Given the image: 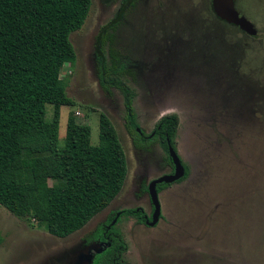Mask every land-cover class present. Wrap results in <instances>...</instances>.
<instances>
[{
    "label": "rangeland",
    "instance_id": "obj_1",
    "mask_svg": "<svg viewBox=\"0 0 264 264\" xmlns=\"http://www.w3.org/2000/svg\"><path fill=\"white\" fill-rule=\"evenodd\" d=\"M237 5L259 36L217 18L212 0H92L83 28L70 36L76 65L66 63L60 76L75 106L61 108L59 141L63 146L74 115L100 145L105 113L127 156L125 185L106 210L66 238L0 205V264H91L104 247L87 239L116 212L153 213L143 186L173 166L158 142L137 146L123 94L102 88L99 58L109 64L112 52L135 92L142 131L151 135L162 117L178 116L175 146L188 171L160 192L158 224L134 217L116 224L128 245L125 262L264 264V0ZM46 112L52 121L54 106Z\"/></svg>",
    "mask_w": 264,
    "mask_h": 264
},
{
    "label": "trees",
    "instance_id": "obj_2",
    "mask_svg": "<svg viewBox=\"0 0 264 264\" xmlns=\"http://www.w3.org/2000/svg\"><path fill=\"white\" fill-rule=\"evenodd\" d=\"M91 7L92 0H0V205L59 238L80 231L106 210L128 176L124 147L105 113H100V145L92 144L90 126L74 115L64 145L59 141L61 108L75 106L60 76L66 63L76 65L70 36L83 28ZM111 57L109 64L99 58L100 84L123 94L127 129L137 146L158 142L168 153L170 141L176 149L175 114L162 117L151 135L137 131L135 92L124 80L116 52ZM47 105L54 106L52 121ZM187 177L186 168L180 182ZM122 214L145 223L139 209ZM99 239L105 245L92 264H128V245L119 230L99 227L87 240Z\"/></svg>",
    "mask_w": 264,
    "mask_h": 264
},
{
    "label": "water",
    "instance_id": "obj_3",
    "mask_svg": "<svg viewBox=\"0 0 264 264\" xmlns=\"http://www.w3.org/2000/svg\"><path fill=\"white\" fill-rule=\"evenodd\" d=\"M213 10L216 16L228 24L234 25L246 34L250 36H255L258 32L254 26V24L239 10L237 5V0H212ZM140 132L141 130L138 129ZM169 145V153L171 158L173 159L175 165V173L173 175L164 176L156 181H153L150 184L149 192L152 199V202L155 207V212L153 215L152 222H148L149 226H155L161 217L162 207L159 199V193L157 191V184L167 183L171 184L179 181L184 178L186 175V168L180 158L177 150L173 145L168 141ZM116 222L113 223V225ZM101 251L95 250V253H100ZM91 264L93 263L94 255L91 256Z\"/></svg>",
    "mask_w": 264,
    "mask_h": 264
},
{
    "label": "flooded vegetation",
    "instance_id": "obj_4",
    "mask_svg": "<svg viewBox=\"0 0 264 264\" xmlns=\"http://www.w3.org/2000/svg\"><path fill=\"white\" fill-rule=\"evenodd\" d=\"M138 129H140V128H138ZM137 129V131L139 132V133H143L144 131H142L141 129V132L139 131ZM143 147H145V146H142V148ZM168 154L170 155V153H169V145H168ZM170 161H171V164H172V166H173V168H172V172H171V174L170 175H173L174 173H175V165H174V162H173V159L171 158V156H170ZM186 168V167H185ZM164 176H167V175H164ZM164 176H162V177H164ZM162 177H160V178H162ZM160 178H158V179H160ZM158 179H155V180H153V181H156V180H158ZM180 180H182V179H180ZM180 180L179 181H177V182H180ZM153 181H151V183L153 182ZM177 182H174V183H177ZM150 183V184H151ZM150 184H148L147 186L145 185V186H143V191L144 192H148L149 194H150V192H149V187H150ZM166 185V186H168V185H170V184H167V183H160V184H157V191H158V193L160 194V192L162 191V189L165 187V186H163V185ZM171 184H173V183H171ZM161 186H163L162 187V189H161V191H159V187H161ZM150 198H151V196H150ZM159 199H160V197H159ZM151 201H152V199H151ZM153 203V202H152ZM160 203H161V201H160ZM161 207H162V205H161ZM137 209H139L142 213H143V217H144V220H145V223H139V224H145L146 226H149L147 223L148 222H152V220H153V215H154V212H155V207H154V204H153V213L152 214H150V215H147L141 208H134V209H123V210H120V211H118V212H116L115 213V215L114 216H112L111 218H110V221L108 222V224L107 225H104V226H100V227H102L103 229H105V231H110L113 227H115L116 228V224H118L120 221H121V219L123 218V217H134V218H136L135 216H132V215H124V214H122L125 210H137ZM161 217H162V214H161ZM161 217H160V219H161ZM160 221V220H159ZM114 222H116L114 225H113V223ZM159 223V222H158ZM157 223V224H158ZM103 237L106 239V240H108L109 239V237H107V235H106V233H104V235H103ZM97 242H100L101 244H102V246L104 247V245H105V242H103L102 240H95V241H92V242H90V243H88V240H87V244L89 245V244H92V243H97Z\"/></svg>",
    "mask_w": 264,
    "mask_h": 264
}]
</instances>
